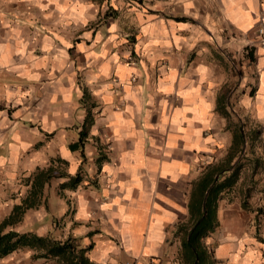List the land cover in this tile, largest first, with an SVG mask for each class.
Returning a JSON list of instances; mask_svg holds the SVG:
<instances>
[{
	"label": "crops",
	"instance_id": "obj_1",
	"mask_svg": "<svg viewBox=\"0 0 264 264\" xmlns=\"http://www.w3.org/2000/svg\"><path fill=\"white\" fill-rule=\"evenodd\" d=\"M259 6L0 0L4 230L71 237L93 264H192L223 183L202 264H264ZM34 253L0 264L61 262Z\"/></svg>",
	"mask_w": 264,
	"mask_h": 264
},
{
	"label": "trees",
	"instance_id": "obj_2",
	"mask_svg": "<svg viewBox=\"0 0 264 264\" xmlns=\"http://www.w3.org/2000/svg\"><path fill=\"white\" fill-rule=\"evenodd\" d=\"M222 185L223 183H217L211 186L204 201L205 213L201 212L196 218L184 241L185 250H188L192 256V264H202L203 254L205 253L203 238L213 231L217 225L215 197L216 191ZM5 224L6 221L0 223V257L17 248L28 246L35 250L34 256L58 257L61 261L58 264H93L84 256V248L78 247L71 237L57 240L51 236H41L33 232L4 230Z\"/></svg>",
	"mask_w": 264,
	"mask_h": 264
},
{
	"label": "built area",
	"instance_id": "obj_3",
	"mask_svg": "<svg viewBox=\"0 0 264 264\" xmlns=\"http://www.w3.org/2000/svg\"><path fill=\"white\" fill-rule=\"evenodd\" d=\"M259 10L256 15L257 20L255 24V33L257 35V42L259 46V54L264 59V0H259Z\"/></svg>",
	"mask_w": 264,
	"mask_h": 264
}]
</instances>
